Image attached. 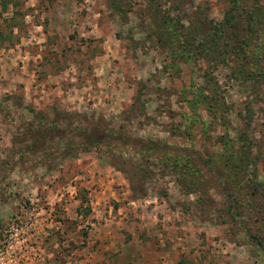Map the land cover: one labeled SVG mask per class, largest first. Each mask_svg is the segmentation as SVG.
<instances>
[{
  "label": "rangeland",
  "instance_id": "374dc122",
  "mask_svg": "<svg viewBox=\"0 0 264 264\" xmlns=\"http://www.w3.org/2000/svg\"><path fill=\"white\" fill-rule=\"evenodd\" d=\"M237 1L224 37L230 0H0V264L112 263L107 219L264 264V25L233 51Z\"/></svg>",
  "mask_w": 264,
  "mask_h": 264
},
{
  "label": "crops",
  "instance_id": "0c3cea01",
  "mask_svg": "<svg viewBox=\"0 0 264 264\" xmlns=\"http://www.w3.org/2000/svg\"><path fill=\"white\" fill-rule=\"evenodd\" d=\"M128 203L134 205L135 200H129ZM124 212L122 213L124 214ZM172 214V212L166 213L165 218L173 217ZM111 220L112 219H107L106 223L102 224L100 221L96 222L98 226L95 229L97 230L98 238H100V242L97 244V246L110 250L114 253V257H117L114 258V262H112L113 264H186L189 262L187 259L189 258L188 256L186 258L187 261L184 262L185 259L182 253L187 246L185 243H181L183 238H180L179 235L182 233L184 237L186 233L184 231H178L180 230L179 228L185 227L184 224L180 226L177 225L176 227H172V225L165 227L168 228V231L177 230L178 235L176 238L177 240L181 241H177L173 245L170 244L168 248H166L165 245H162V248L159 249L156 248L153 243H150L149 241H143L142 239L138 238V233L132 224L126 225L124 228V231L130 234L129 236L124 235L123 233H120V236H118L115 233V226L111 225L110 223ZM142 222L144 221L142 220ZM116 223H119V220H117ZM145 230L148 231V229ZM151 231L154 233L156 232L154 228H152ZM110 261H112L111 258H104L102 260L91 259L87 264H112ZM219 264L221 263L219 262Z\"/></svg>",
  "mask_w": 264,
  "mask_h": 264
},
{
  "label": "trees",
  "instance_id": "16d2710c",
  "mask_svg": "<svg viewBox=\"0 0 264 264\" xmlns=\"http://www.w3.org/2000/svg\"><path fill=\"white\" fill-rule=\"evenodd\" d=\"M230 6L227 7V10L224 12V17L222 19V21H220L217 25L215 24L214 28L216 29L217 33H219V31H223L230 27V26H239L238 24V21L240 17H237L236 15H241L239 11H236L235 13H232L231 11L233 9L236 8V6L238 5V1L237 0H230ZM258 0H252L251 4H250V7L249 9L245 10L244 9V25L241 29V34L240 36L236 37L235 40H236V43L234 42L233 45L235 46L233 48V51H236L237 50V47L239 48V55H242V53L244 51H246L248 45L250 43H252V38H251V35L256 31V27L255 25H259V26H262L264 25V9H259V5L260 3H258ZM263 30V29H262ZM260 31V30H259ZM234 30H230L229 32H225L224 34V37H228L231 35V33H233ZM257 32V31H256ZM256 34V33H255ZM2 38V31L0 30V42H1V39ZM227 41H225L224 43H226ZM242 44V46H240ZM248 50H249V47H248ZM251 54H254V52H251ZM239 58H242V57H239ZM240 70V69H239ZM247 74V73H246ZM109 135L108 136H114L115 135V132L114 131H111L110 133H108ZM94 138H89V137H86L87 141L91 144H95L96 142H99L100 141V136H95L93 135ZM89 138V139H88ZM86 141V142H87ZM86 149L89 148V146H85ZM232 157H229V159H231ZM122 165H128L130 167H133V168H137V162L133 163L131 161H128V160H122ZM113 166H114V163L110 162ZM138 169V168H137ZM123 172L125 173H128L127 169L123 168L121 169ZM80 203L83 204L84 202H86V198L84 199V197L81 195L80 196V199H79ZM84 213H88V207H85V211Z\"/></svg>",
  "mask_w": 264,
  "mask_h": 264
}]
</instances>
